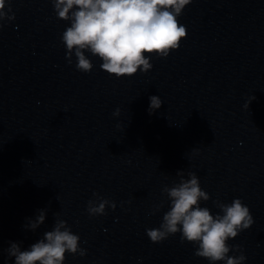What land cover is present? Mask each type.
I'll return each mask as SVG.
<instances>
[{
  "label": "clouds",
  "instance_id": "9594fccd",
  "mask_svg": "<svg viewBox=\"0 0 264 264\" xmlns=\"http://www.w3.org/2000/svg\"><path fill=\"white\" fill-rule=\"evenodd\" d=\"M6 2L0 0V27L2 22L15 19L11 7L5 11ZM57 17L70 21V26L62 34L66 46L67 59L72 62L76 57L78 71L88 73L93 68L92 61L85 55L102 60L101 69L117 78L133 76L138 71L147 73L151 68L150 57L156 55L166 58L169 53L180 47L187 36V29L179 23L178 17L192 0H51ZM147 54V55H146ZM149 114L162 106L158 96H151ZM255 100L251 96L244 107L249 108ZM117 109L113 115L118 116ZM179 183L165 186L162 192L170 201L169 210L162 217L159 228L146 229V235L153 243H160L169 236L181 233V242L197 245L194 255L216 264H243L246 257L229 256L230 251H240V246H230L228 241L254 223L250 209L241 199L235 198L230 204L213 201L219 209L215 215L209 208L201 207V201H208L209 194L202 190L200 181L194 172L178 171ZM89 200V216L105 215L106 206L113 210L116 205L107 199L98 197ZM163 204L157 206L155 211ZM154 214V213H153ZM46 211L40 210L35 220H29L26 227L37 229L44 223ZM80 237L73 234L67 222L58 219L51 231L33 243L28 250H21L17 243H11L7 249L9 257L15 258V264H64L66 253L86 255L79 247Z\"/></svg>",
  "mask_w": 264,
  "mask_h": 264
}]
</instances>
